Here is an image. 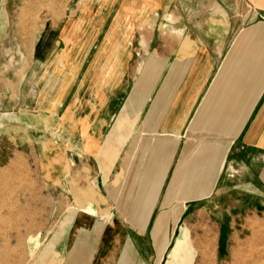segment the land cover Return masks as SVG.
<instances>
[{
  "label": "rangeland",
  "instance_id": "374dc122",
  "mask_svg": "<svg viewBox=\"0 0 264 264\" xmlns=\"http://www.w3.org/2000/svg\"><path fill=\"white\" fill-rule=\"evenodd\" d=\"M177 3L0 0V29L6 32L0 38V264H39L53 255L50 244L43 246L49 233L76 208L75 189L95 181L97 164L88 154L97 137L109 132L107 140L120 138L123 146L140 131L151 85L143 79L123 92L142 62L138 41L145 28L159 10L156 20ZM257 150L254 142H235L234 157L245 168L240 186L226 189L221 181L211 198L185 205L162 264L183 235L176 246L193 255L191 264H264V198L256 172L264 157ZM244 192L248 202L236 203ZM105 207L106 225L120 215L115 204ZM134 220L122 221L124 227L138 231ZM153 223L143 236L119 237L134 245L138 263L145 262L137 248L151 257L156 249Z\"/></svg>",
  "mask_w": 264,
  "mask_h": 264
},
{
  "label": "crops",
  "instance_id": "0c3cea01",
  "mask_svg": "<svg viewBox=\"0 0 264 264\" xmlns=\"http://www.w3.org/2000/svg\"><path fill=\"white\" fill-rule=\"evenodd\" d=\"M156 18L138 41L142 62L123 92L143 79L151 85L141 129L123 146L120 138L108 141L109 132L97 137L88 154L97 164L95 181L75 189L76 208L43 245L55 255L39 264H141L134 245L119 237L144 234L151 220L156 252L136 248L144 264H162L185 205L211 198L221 181L226 189L240 186L245 168L234 157L235 142L256 143L264 157V0H178ZM0 33L2 39L3 26ZM262 160L256 172L264 198ZM245 192L236 203L248 202ZM109 202L120 216L105 225ZM126 220L138 231L124 227ZM185 240H176L166 264L192 263L193 255L176 246Z\"/></svg>",
  "mask_w": 264,
  "mask_h": 264
}]
</instances>
